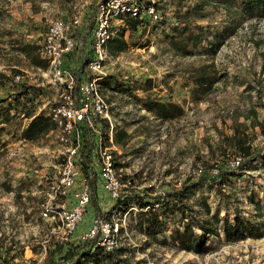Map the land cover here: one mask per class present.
Wrapping results in <instances>:
<instances>
[{"label":"rangeland","instance_id":"rangeland-1","mask_svg":"<svg viewBox=\"0 0 264 264\" xmlns=\"http://www.w3.org/2000/svg\"><path fill=\"white\" fill-rule=\"evenodd\" d=\"M97 2L0 0V242L4 256L12 264H40L58 258L67 249L65 245L59 250L63 243L86 240L94 217L102 215L119 225L124 243L119 248L124 249L122 258L128 264H264V236L237 241H227L224 234L212 236L204 254L179 249L171 239L175 227L171 222L170 230L149 238L138 223L141 209L134 197L167 196L189 179L198 181L194 171L199 168L204 169V177H212L216 175L211 170L217 167L220 173H233L224 177L229 184L216 189L213 180H202L187 197L189 205L199 217L206 214V202L211 214L218 212L223 217L239 211L262 221L255 217V203L263 195L264 161L258 157L244 167L233 168L230 160L242 154L238 141L251 146L252 155L264 151L259 125L264 118V17L243 18L236 6L228 12L219 3L211 4L200 12L190 11L188 19H180L175 14L179 6L175 0H160L159 20L145 23L137 32L127 31L124 51L113 54L108 50V82L101 87L111 104L115 131L121 128L129 135L124 145L115 143L114 150L128 205L115 208L116 199L101 178L99 145L93 135L77 158L80 176L64 197L72 210L83 181L91 183V199L81 222L73 234L66 235L59 216L43 214V203L59 181L65 147L57 139V128L38 140H26L23 130L31 119L23 114L22 106L11 109L6 117V106L24 84L40 89L33 102L36 112L42 107L47 114L44 104L54 102L57 92L47 82L46 69L34 66L23 47H40L49 23L56 18L70 20L74 5L82 8L83 23L77 28L78 48L66 55V64L74 70L82 68L83 77L94 75L84 56L93 52L89 47L82 50L81 38L87 33L89 42L92 39L87 25ZM114 23V36H119L124 19ZM231 23L234 32L223 36L214 53L209 39ZM186 24L194 32L202 27L209 38L197 48L191 47L190 54H181L173 48L169 34L175 26ZM207 63H214L221 79L198 101L190 75ZM17 74L24 75L20 82L14 80ZM258 85L262 86L260 92ZM148 99L175 103L181 111L162 117V110H152ZM107 131L102 128L103 142L109 145ZM91 142L93 150L88 151ZM87 152L92 160H86ZM261 231L264 233V225Z\"/></svg>","mask_w":264,"mask_h":264},{"label":"trees","instance_id":"trees-1","mask_svg":"<svg viewBox=\"0 0 264 264\" xmlns=\"http://www.w3.org/2000/svg\"><path fill=\"white\" fill-rule=\"evenodd\" d=\"M179 6L175 11L178 18H189L190 11L200 12L206 6L211 4H220L224 6L228 12L232 11L233 6H236L243 18H262L264 17V0H175ZM190 1L189 5L187 2ZM187 6V7H185ZM187 10H184V9ZM94 11L91 16L89 24L87 25L88 32H92L94 29ZM125 26L119 36H114L107 45L108 50L113 54H118L127 47V41L125 39V33L127 31L137 32L142 28L145 23H149L148 19L144 17H123ZM234 18L232 21L234 22ZM233 24L225 25L222 31H217L209 39V43L213 48L211 51L216 53L221 45L223 36L234 32ZM199 32H194L187 24L185 26H175L171 37V44L173 48L181 54H190L193 49L202 44L204 39H208L206 31L200 27ZM226 32V33H225ZM231 32V33H230ZM39 48L37 46L26 45L23 47V51L31 59L32 64L37 67L48 68V62L40 55ZM78 73L83 70L79 67ZM221 77L218 75V71L215 68L214 63H207L200 65L192 70L190 80L193 82V94L196 99L202 100L203 95L209 93L213 86L220 81ZM105 79L103 82H108ZM262 88L258 85V92ZM40 89L35 87L22 85L20 90L14 93L11 101L8 102L6 117L10 116V110L16 109L22 106L23 114L30 118V122L23 130V137L26 140L35 141L44 137L49 131L56 130L55 122L44 112H36V107L33 102L35 97L39 94ZM32 93L33 96L29 97ZM151 105L152 110H162V117H169L175 111H181L179 105L175 103H165L154 99H148L147 101ZM262 105V103H261ZM264 106V105H262ZM171 111L168 113V110ZM8 120V119H7ZM102 125L106 123L104 120L100 122ZM261 131L264 133V118L259 123ZM102 128L108 129V124L103 125ZM90 131L89 129L86 132ZM94 135V134H93ZM128 133L124 129H117L114 132V141L118 145H124L128 139ZM90 147L88 151L93 150V143H89ZM238 149L242 152L244 161L241 167L246 166L252 162H255L260 157L264 161V151L260 155H252L251 146L245 145L242 141L237 142ZM85 158L92 160L90 153L85 154ZM248 160V161H247ZM86 168V167H84ZM227 174H233L229 172L219 173L216 176L204 177L199 176L198 181L191 182L189 179L187 183L182 185L180 189H176L171 193H167V196L156 195L150 199H146L144 196L136 197V204L141 211L139 212V225L145 231L149 238H156L159 234L170 230V222L175 226L171 229V239L174 244L182 250L194 252L196 254H204L208 251V240L212 236H219L224 234L227 241H237L246 237H262L264 233L262 227L264 225V188L262 197L255 203L257 215L255 217L260 218L262 221H255L251 217H245L239 211H234L232 214L229 212L226 216L220 217L218 212L211 214L209 205L204 202L203 207L206 208V214L203 217H199L195 210L187 202V197L202 180H213L211 185L216 189L223 188V185L229 184V180H225L224 177ZM209 178V179H208ZM191 182V183H190ZM125 194L122 193L121 197L116 199V207H125L128 205V201ZM232 215V216H230ZM99 234L93 238H87L83 242H67L63 243L59 250H62L63 246L67 245V249L58 258H48L40 264H104L105 261H109L108 264H128L126 259L122 258L124 255L123 248H117L114 250H108L100 244ZM165 242V241H164ZM61 245V244H56ZM4 245L0 242V264H12L3 254Z\"/></svg>","mask_w":264,"mask_h":264},{"label":"built area","instance_id":"built-area-1","mask_svg":"<svg viewBox=\"0 0 264 264\" xmlns=\"http://www.w3.org/2000/svg\"><path fill=\"white\" fill-rule=\"evenodd\" d=\"M160 0H98L94 29L88 32L92 38L89 42L87 33L81 38L82 50L89 49L90 56L84 51L87 66L94 73L92 77H83L77 70L71 69L66 64V55L78 48L77 28L83 23L82 8L74 5V14L70 20L62 18L53 19L44 33L39 52L48 62L46 69L47 82L57 92L55 101H47L44 108L47 115L55 122L57 139L65 147V159L58 169L59 181L55 191L48 201L43 203V214L49 217L59 216L63 222L66 235L75 231L81 222L86 206L92 195L91 183L83 181V185L75 193L77 204L72 210L68 208L66 198L68 188L73 187L80 176L77 158L81 153L86 140L94 136L98 141V155L101 178L105 188L112 197L118 199L123 193V182L118 172L115 153L117 150L114 142L115 124L112 117L111 104L104 94L101 82L108 76L106 62L109 59L108 42L114 37V20L123 19L125 16H141L149 21H157L162 17L159 9ZM86 41L84 42L85 38ZM23 74L14 77L16 82L23 80ZM43 110V108H39ZM108 124L107 140L103 142V132L100 122ZM89 129L90 131L86 132ZM241 156H234L230 160L233 168H238L243 163ZM214 175L220 173L219 168H212ZM196 176L204 174V169L194 171ZM99 234L100 244L108 250H114L124 245L120 236L118 224L109 222L104 216L97 215L88 238Z\"/></svg>","mask_w":264,"mask_h":264}]
</instances>
